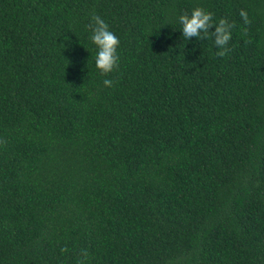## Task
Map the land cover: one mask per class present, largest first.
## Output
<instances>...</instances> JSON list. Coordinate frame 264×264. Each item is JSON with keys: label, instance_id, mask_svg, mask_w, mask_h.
<instances>
[{"label": "trees", "instance_id": "obj_1", "mask_svg": "<svg viewBox=\"0 0 264 264\" xmlns=\"http://www.w3.org/2000/svg\"><path fill=\"white\" fill-rule=\"evenodd\" d=\"M0 264H264V0H0Z\"/></svg>", "mask_w": 264, "mask_h": 264}, {"label": "clouds", "instance_id": "obj_2", "mask_svg": "<svg viewBox=\"0 0 264 264\" xmlns=\"http://www.w3.org/2000/svg\"><path fill=\"white\" fill-rule=\"evenodd\" d=\"M239 15L245 25L251 23L246 10L241 9ZM178 20L182 25V35L185 39L191 40L196 37L199 40H204L208 38V34L211 32L214 44L218 49L216 55L224 57L230 51L228 44L232 38V29L235 24L227 18H220L216 22L212 12L205 10L203 7H196L191 14L184 12L179 16ZM213 26H215V30L211 31L210 29ZM88 27L92 33L90 39L97 48L95 66L101 75L107 76L119 68L120 57L117 50L120 40L99 15H92L91 23ZM243 34H247V28L243 30ZM245 43H250V41L246 40ZM103 84L105 87H112L114 86V81L106 78ZM62 251H66V249H62Z\"/></svg>", "mask_w": 264, "mask_h": 264}]
</instances>
